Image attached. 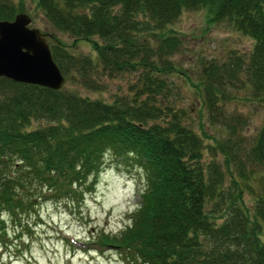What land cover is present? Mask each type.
<instances>
[{
  "label": "trees",
  "instance_id": "16d2710c",
  "mask_svg": "<svg viewBox=\"0 0 264 264\" xmlns=\"http://www.w3.org/2000/svg\"><path fill=\"white\" fill-rule=\"evenodd\" d=\"M27 6L64 84L101 91L100 77L134 79L130 95L104 102L0 76V216L44 190H89L104 166L134 167L146 188L130 223L89 246L115 247L127 264H264V122L244 137L246 118L229 107H264V0H0V20ZM198 10L251 41L195 58L193 99L219 128L212 136L192 127L166 79L190 77L173 60L182 39L172 25ZM76 41L90 50L73 51Z\"/></svg>",
  "mask_w": 264,
  "mask_h": 264
},
{
  "label": "rangeland",
  "instance_id": "374dc122",
  "mask_svg": "<svg viewBox=\"0 0 264 264\" xmlns=\"http://www.w3.org/2000/svg\"><path fill=\"white\" fill-rule=\"evenodd\" d=\"M26 13L31 18L30 27L44 30L43 21L34 7L27 6ZM172 26L182 39L181 51L173 60L190 74L189 78L180 77L177 73L166 77L173 83L174 91L179 90L176 91L177 107L189 109V122L196 131L202 126L209 136L218 135L219 128L209 126L204 112L193 99L194 88L190 81L197 82L195 58L214 56L226 47L245 51L251 41L220 24H209L203 10L183 12ZM62 38L70 41L65 36ZM76 45L75 52L90 50L88 42L76 41ZM100 79L104 84L101 91L88 90L75 83L64 85L80 96L104 102H111L115 95L131 94L129 87L134 79L131 73ZM229 107L246 118V124L240 131L244 137L253 136L264 122L262 106L247 102L233 103ZM203 154L207 160V151L204 150ZM145 188L141 169L109 165L104 166L89 190L83 189L79 193L71 186V190L56 196L44 190L27 210L13 209L0 216V264H127L128 257L118 254L117 248L98 250L89 244L95 242L97 234H116L130 223V216ZM244 198L248 199V195Z\"/></svg>",
  "mask_w": 264,
  "mask_h": 264
},
{
  "label": "water",
  "instance_id": "95a60500",
  "mask_svg": "<svg viewBox=\"0 0 264 264\" xmlns=\"http://www.w3.org/2000/svg\"><path fill=\"white\" fill-rule=\"evenodd\" d=\"M30 21L26 13H17L12 20H0V76L60 89L65 79L51 57L47 35L30 27Z\"/></svg>",
  "mask_w": 264,
  "mask_h": 264
}]
</instances>
